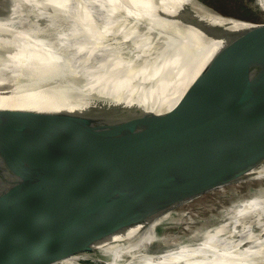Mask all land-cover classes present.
<instances>
[{
    "label": "water",
    "instance_id": "obj_1",
    "mask_svg": "<svg viewBox=\"0 0 264 264\" xmlns=\"http://www.w3.org/2000/svg\"><path fill=\"white\" fill-rule=\"evenodd\" d=\"M236 19L175 43L142 69L108 64L0 128V264H64L137 239L253 170L241 167L264 163V17ZM174 167L184 174L160 215L112 230L139 207L129 190ZM135 173L143 175L126 178Z\"/></svg>",
    "mask_w": 264,
    "mask_h": 264
},
{
    "label": "bare ground",
    "instance_id": "obj_2",
    "mask_svg": "<svg viewBox=\"0 0 264 264\" xmlns=\"http://www.w3.org/2000/svg\"><path fill=\"white\" fill-rule=\"evenodd\" d=\"M2 1L12 14L0 17V117H6L0 120V128L41 110L81 79L111 66L108 64L121 60L117 64L131 68L136 61L143 65L139 70L177 42L208 35L215 27L242 23L200 0H136L145 7L139 12L132 7L120 9L114 0ZM259 3L264 11V0ZM24 5L29 8L27 17ZM253 165L241 167L253 170L239 172L238 177L212 186L198 198L247 179L264 180V163ZM183 174L184 169L170 168L162 180L148 179L129 190L131 197L137 194L135 203L139 207L118 216L111 229L130 217H158L164 202H171L172 198H165ZM142 175L135 173L126 178ZM257 229L261 232L248 222L232 227L214 224L190 235H205L195 244L151 250L138 238L74 255L64 264H83L87 260L97 264H264V222L258 223Z\"/></svg>",
    "mask_w": 264,
    "mask_h": 264
},
{
    "label": "rangeland",
    "instance_id": "obj_3",
    "mask_svg": "<svg viewBox=\"0 0 264 264\" xmlns=\"http://www.w3.org/2000/svg\"><path fill=\"white\" fill-rule=\"evenodd\" d=\"M200 1L221 14L235 18L264 17V11L261 9L259 0ZM6 6L0 0V17L12 14L9 6ZM23 7L25 17H27L29 8L27 5ZM44 22L40 21L43 25L46 24ZM185 207L173 217L139 237L143 239L141 243L148 245L151 250L188 242L197 243L205 235L189 238L190 235L197 229L210 227L214 224H226L232 227L248 222L253 225L257 232H261V229H257V224L264 222V180L253 179L237 186H228L223 191H217L194 200L193 203ZM246 211L247 213L243 214ZM82 263L97 264L93 260Z\"/></svg>",
    "mask_w": 264,
    "mask_h": 264
}]
</instances>
